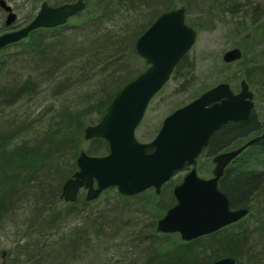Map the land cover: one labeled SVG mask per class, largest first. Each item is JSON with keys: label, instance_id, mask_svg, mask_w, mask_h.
Masks as SVG:
<instances>
[{"label": "trees", "instance_id": "1", "mask_svg": "<svg viewBox=\"0 0 264 264\" xmlns=\"http://www.w3.org/2000/svg\"><path fill=\"white\" fill-rule=\"evenodd\" d=\"M26 1L30 6L22 25L34 17L37 5L44 1L57 6L74 0ZM239 1L84 0L83 10L73 16H78L76 20L33 29L26 37L0 49V78L8 79L0 82V226L25 218L18 227L23 240L18 238L9 250L1 251L0 264H103L109 258L105 256L106 245L121 236L122 225L126 224L116 223L107 209L136 195L124 196L115 189L111 204L99 208L95 206L96 199L87 201L81 192L75 202L61 198L62 184L77 170L76 158L81 149L93 155L108 152L105 140L83 138L85 126L96 123L116 91L147 66L144 59L142 67L137 63L141 57L134 43L158 14L183 6L186 21L200 30L209 28L212 19L217 20L222 13L237 14L244 7ZM246 2L251 11L258 13L247 16L253 24L264 15V0ZM190 12H195L198 22L190 21ZM0 30H4L3 25ZM260 54L247 64L243 52L238 62L243 65L241 77L258 82L262 88L256 98L264 104V53ZM15 66L25 76L10 81L6 72ZM195 72L194 61L185 54L172 71L176 90L191 88L198 80ZM49 96L52 102L38 115L29 119L28 115L16 113L18 106ZM263 124L262 108L257 113L252 111L244 121L221 127L210 138V152L225 145H240L258 133ZM237 159L238 163L227 165L233 171L221 175L218 189L227 196L230 208L248 207V214L194 239L160 238L157 244L150 242L149 247L154 249L151 247L141 264H209L224 256H232L235 264L264 263V199L259 195L264 182V145L247 147ZM256 164L262 167L256 168ZM169 185L167 182L162 187V196ZM152 191L151 198L158 199L160 214L132 230L130 236L137 246L146 241L142 233L150 225L148 234L157 237V218L175 201L171 188L164 202L160 193ZM75 218L83 221L82 226L70 228ZM89 229L94 231L89 233Z\"/></svg>", "mask_w": 264, "mask_h": 264}, {"label": "water", "instance_id": "2", "mask_svg": "<svg viewBox=\"0 0 264 264\" xmlns=\"http://www.w3.org/2000/svg\"><path fill=\"white\" fill-rule=\"evenodd\" d=\"M83 0L57 6L43 2L36 15L24 26L0 34V49L20 40L36 28L64 24L84 8ZM7 12L5 26L15 21L12 7L0 0ZM184 7L165 10L137 37L135 52L148 66L120 87L108 103L104 114L84 128V139L100 138L108 143L104 155H91L81 150L76 158L77 170L62 184L60 196L74 202L85 190V199L94 200L106 188L114 186L121 195L130 196L153 187L158 193L174 173L195 163L210 135L223 124L246 120L254 101L245 80L234 93L228 83H219L164 117L157 134L149 142H140L135 129L150 99L169 79L174 67L195 41V29L185 22ZM241 57L233 47L225 51L226 63ZM261 138L264 132L241 146L213 156L212 177L198 176L192 166L173 187L176 203L158 219L156 230L178 232L189 240L237 221L247 214V207L230 209L227 196L217 188L223 168L246 146ZM210 264H235L232 256H224Z\"/></svg>", "mask_w": 264, "mask_h": 264}, {"label": "rangeland", "instance_id": "3", "mask_svg": "<svg viewBox=\"0 0 264 264\" xmlns=\"http://www.w3.org/2000/svg\"><path fill=\"white\" fill-rule=\"evenodd\" d=\"M5 1L12 6L13 11L17 15V19L14 23V28L22 26V23L24 22L23 17L30 6L29 1ZM245 3H247L246 0L239 1V4L245 5ZM37 6L39 8L40 5ZM248 7L251 10V6L249 5ZM211 16L212 18H214L215 15ZM216 17L217 20L212 19L211 24H208L211 25L209 28L202 27V29L197 31L196 40L192 48L188 52V58L190 60H193L195 63V73L198 80L195 81V84H193L192 87L188 90L178 91L176 90L177 81L170 77L163 88L150 100L141 122L136 127L135 136L138 138V140L149 141L155 135L163 117L169 114L173 109L193 99L195 97L194 95L198 91L200 92L206 87L209 88L220 81H226L225 78L227 80H230L228 82L232 86H234L235 84H239L242 76L241 73L243 65L241 64V62H234L227 66L224 65L223 67L222 64L224 63L221 60V55L226 49L241 45L244 48L243 52L245 54L246 63H250V61L252 62L257 59V57L261 56L260 52L264 53V15L260 16L258 20L259 22H262L263 25H261L263 30L262 36H259L261 30L259 33L255 32V25L258 21H254L255 23L252 24L250 17L242 15L241 10L235 15L222 13L221 16ZM77 18L78 16L71 17L69 18V20L74 21ZM188 18L191 22H198V18L196 17L195 12H190L188 14ZM4 20L5 12L0 8V25L4 24ZM141 60L143 61V59L140 58L139 62H137L140 67H142L143 65ZM221 66L222 68L220 70ZM6 73H8L10 81L14 78L16 79L20 76H25V74H23V70H21L18 66L12 67L11 70ZM0 82H8V79L0 78ZM236 85L235 87L237 88L238 86ZM250 86L251 89H258L259 84L253 82L252 85L250 84ZM260 94L261 93L257 94L256 96L259 97ZM51 102L52 99L50 98V96L34 99L24 106H18L16 113L23 114L25 116L28 115V118L30 119L44 111ZM262 108L264 109V104L260 103V101L255 98V108L253 111L257 113ZM236 162L238 163L239 160L237 159ZM195 164L202 168L201 171L198 170V174L200 176H209L212 165L210 162V157L206 153L201 154L197 158ZM258 166L259 164H256V168L262 167ZM185 171L186 169H183L181 171L179 170L174 174V176L170 180L171 187L180 181ZM261 187L262 189L259 195L263 200L264 182L262 183ZM168 189L169 188L167 187L165 188V193L163 196L162 192L159 194L160 197H163L161 198V200H163L161 202L167 201L169 199L170 194ZM114 190V187H109L106 193L101 194L98 199H96L95 206L99 208L102 207V205L111 204L110 197H112V195L115 193ZM152 192L154 193V191ZM81 193L83 195L85 194V191L82 190ZM151 195V191L145 193L142 192V194L140 193L136 195V197H134L133 199H127L126 203L117 205L114 209H107L108 212L112 213L110 216H112V219L116 223L119 222L120 226L124 223L126 225H122L121 236L118 234L117 236H120L119 238L114 239V241L109 242L106 245L107 250L105 252V256H108L109 258L104 260L103 264H141L146 254L151 253V247L154 249L153 246L149 247L151 245L150 242H154L153 244H157L160 238H162L163 241L178 239L177 234L161 236L159 235L160 233H158L156 230L154 232L157 234V237H155L154 235L151 236V234H148L151 233L150 225L149 228L142 233L144 237L146 235V241L141 244L138 243V246L133 244L135 240L134 238H131L132 236H130V234H132V230L135 228H137L138 230L139 226H145L147 223L152 221L155 215L160 214L158 199H152ZM123 205L125 206L122 207ZM107 207L112 208L108 205ZM23 220H25L24 217L18 218L11 225H7L5 231L6 233L4 232V235L1 232H3L2 230L5 226V223L3 224L2 228H0V233L2 234H0V254H2L1 251H5L7 249L9 250V247L13 245L16 239H22L21 235L23 232H20V229L18 227L23 224ZM82 222L83 221L80 218H75L70 222L69 227H81ZM115 226H117V224ZM93 231L94 229H89V233H92ZM109 231L110 230L106 231V234H108L107 232ZM15 232L17 234H15ZM1 258L2 256L0 257V263L2 261ZM263 262L264 261H262V263ZM95 264L102 263L96 262Z\"/></svg>", "mask_w": 264, "mask_h": 264}, {"label": "flooded vegetation", "instance_id": "4", "mask_svg": "<svg viewBox=\"0 0 264 264\" xmlns=\"http://www.w3.org/2000/svg\"><path fill=\"white\" fill-rule=\"evenodd\" d=\"M185 15H186V14H185ZM261 25H262V24H257V26H256V28H255V32H256V33H259L260 30H261V33L259 34V36H262V35H263V30H262V26H263V25H262V26H261ZM257 27H258L259 29H258ZM238 47H240V49H241V51H242V54H243V49H244V48H242V46H238ZM241 58H242V56H241ZM241 58H240V59H241ZM240 59H239V60H240ZM255 60H256V59H255ZM234 62H238V60H236V61H234ZM234 62H232V63H234ZM232 63H230V64H232ZM248 63H249V62H248ZM248 63H247V64H248ZM250 63H251V61H250ZM250 63H249V64H250ZM244 79H245V78H244ZM221 82H223V81H221ZM240 82H241V81H240ZM240 82H239L238 85L235 84L236 86H238L237 88L235 87V85L232 86L231 84L228 83L230 89H231L234 93L240 91ZM245 82H246V84H247V86H248V89L252 92V98H253V100H255L256 95L259 94V93H262V92H263L262 88L258 87V89H257V88H254V87L252 86L255 90H254V89H251L250 84L252 85V83L249 82L247 79H245ZM256 83H258V82H256ZM211 87H212V86H211ZM259 88H260V89H259ZM251 113H252V112H251ZM251 113H250V114H251ZM249 116H250V115H249ZM163 118H164V117H163ZM255 119H256L257 121L260 122V119H259L257 116H256ZM161 123H162V120H161ZM161 123H160V126H161ZM229 123H233V122H232V121H229V122L225 123L224 125L220 126L218 129H216V130L210 135L207 145L204 146V147L202 148L201 154L206 153V154L210 157V162H211V165H212V167H211V169H210L209 176H207V177L212 176V169H213V167H214V163H213V161H212V157H213L214 155L220 153V152H224V151H228V150H231V149H233V148H236V147L228 148L229 145H225V146H223V147H221V148H219V149L214 150L212 153H211L210 150H209V141H210L211 136H212L215 132L219 131V129H221V127H224V126H226V125L229 124ZM160 126H159V128H160ZM159 128L157 129L156 133L158 132ZM263 131H264V124H263L262 126L259 127L258 133L254 134L253 136L260 135ZM254 132H257V130L254 131ZM156 133H155V134H156ZM154 136H155V135H154ZM253 136H252V137H253ZM246 140H248V139H246ZM246 140H245V141H246ZM245 141H243L241 144H243ZM145 142H146V141H145ZM241 144H240V145H241ZM262 145H264V138H261L260 140H258V141L255 142L254 144H252L251 146H254V147L257 148V147L262 146ZM238 146H239V145H238ZM236 160H237V158L231 160L227 165H228V166H231L232 164L234 165V164L236 163ZM227 165H226L225 168L223 169V173H224L225 171L228 170V172L231 174V172L233 171V169H231V168H227ZM185 167H186V169H188V166H185ZM185 167H184V169H185ZM219 179H220V178H219ZM219 179H218V181H219ZM218 181H217V182H218ZM163 186H164V185L161 186L160 191L162 190V187H163ZM163 188H164V187H163ZM167 188H170V187L167 186ZM151 190H152V188L147 189V190L143 191V193H145L146 191H151ZM153 190H154V189H153ZM159 193H160V192H159ZM159 193H158V194H159ZM141 194H142V193H141ZM172 195H173V188H172ZM173 197H174V195H173ZM174 200H175L174 203H173L172 205H170L169 207L173 206V205L176 203V199H175V197H174ZM229 208H230V207H229Z\"/></svg>", "mask_w": 264, "mask_h": 264}, {"label": "bare ground", "instance_id": "5", "mask_svg": "<svg viewBox=\"0 0 264 264\" xmlns=\"http://www.w3.org/2000/svg\"><path fill=\"white\" fill-rule=\"evenodd\" d=\"M249 5H244V7L242 8V10H241V12H242V15H244V16H250V15H255V14H258L257 12L255 13V12H253V11H251L250 9H249V7H248ZM7 223H5V226H4V228H3V232H1L3 235L6 233L5 231H6V228H7ZM3 226V225H2ZM2 226H0V228H2ZM5 232V233H4ZM158 233H160L159 235H165V234H167L168 232H160V231H157ZM0 233V234H1ZM1 234V235H2Z\"/></svg>", "mask_w": 264, "mask_h": 264}]
</instances>
